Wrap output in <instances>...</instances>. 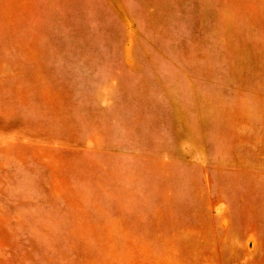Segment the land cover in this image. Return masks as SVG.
<instances>
[{"label": "rangeland", "instance_id": "rangeland-1", "mask_svg": "<svg viewBox=\"0 0 264 264\" xmlns=\"http://www.w3.org/2000/svg\"><path fill=\"white\" fill-rule=\"evenodd\" d=\"M0 264H264V0H0Z\"/></svg>", "mask_w": 264, "mask_h": 264}]
</instances>
